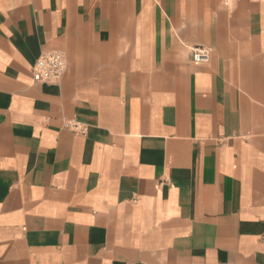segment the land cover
Masks as SVG:
<instances>
[{"label": "crops", "instance_id": "1", "mask_svg": "<svg viewBox=\"0 0 264 264\" xmlns=\"http://www.w3.org/2000/svg\"><path fill=\"white\" fill-rule=\"evenodd\" d=\"M0 264H264V0H0Z\"/></svg>", "mask_w": 264, "mask_h": 264}, {"label": "built area", "instance_id": "2", "mask_svg": "<svg viewBox=\"0 0 264 264\" xmlns=\"http://www.w3.org/2000/svg\"><path fill=\"white\" fill-rule=\"evenodd\" d=\"M210 60V51L204 47L191 48V62L196 65L206 64ZM66 71V55L61 50H53L39 56L32 67V78L36 83H57ZM65 127L84 136L87 132L78 121H67ZM135 202V200L133 201Z\"/></svg>", "mask_w": 264, "mask_h": 264}]
</instances>
